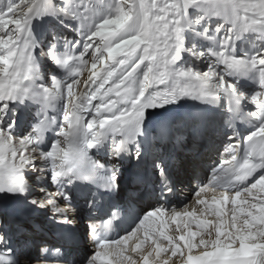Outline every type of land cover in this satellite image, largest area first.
<instances>
[{
	"label": "snow or ice",
	"instance_id": "1",
	"mask_svg": "<svg viewBox=\"0 0 264 264\" xmlns=\"http://www.w3.org/2000/svg\"><path fill=\"white\" fill-rule=\"evenodd\" d=\"M49 16L74 22L65 26L79 39L67 42L65 56L57 54L65 38L53 33L42 46L34 35V21ZM244 40L257 46L238 52ZM37 49L65 78L44 81ZM185 54L207 69L181 66ZM244 78L256 85L251 94L239 87ZM186 99L227 113L222 159L188 204L156 207L110 237L117 205L102 225H89L93 252L85 257L37 244L40 224L0 213V264H21V255L30 256L23 264H264V0H0V194L26 195V173L42 181L50 173L57 190L41 188L44 196L30 203L49 209L56 224L76 225L70 193L78 184L89 186L93 211L115 197L130 161L129 197L153 194V169L161 194L172 193L173 169L165 165L178 170L196 158L218 129L187 117L152 131L145 121ZM25 101L39 109L21 136L12 106ZM239 122L252 130L242 136ZM49 131L55 139L47 145ZM104 147L107 164L93 155ZM59 235L70 239L62 228Z\"/></svg>",
	"mask_w": 264,
	"mask_h": 264
},
{
	"label": "bare ground",
	"instance_id": "2",
	"mask_svg": "<svg viewBox=\"0 0 264 264\" xmlns=\"http://www.w3.org/2000/svg\"><path fill=\"white\" fill-rule=\"evenodd\" d=\"M29 134V132H22L21 133V136H24V135H27ZM28 179L31 181V180H35L37 176H40L37 172H28ZM44 181H47V179H45ZM195 230V228H194ZM195 251V250H194Z\"/></svg>",
	"mask_w": 264,
	"mask_h": 264
},
{
	"label": "rangeland",
	"instance_id": "3",
	"mask_svg": "<svg viewBox=\"0 0 264 264\" xmlns=\"http://www.w3.org/2000/svg\"><path fill=\"white\" fill-rule=\"evenodd\" d=\"M195 14V13H194Z\"/></svg>",
	"mask_w": 264,
	"mask_h": 264
}]
</instances>
